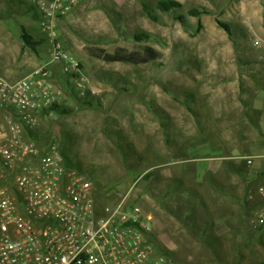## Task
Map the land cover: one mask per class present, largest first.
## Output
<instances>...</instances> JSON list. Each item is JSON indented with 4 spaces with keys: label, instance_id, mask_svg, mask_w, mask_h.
Segmentation results:
<instances>
[{
    "label": "rangeland",
    "instance_id": "374dc122",
    "mask_svg": "<svg viewBox=\"0 0 264 264\" xmlns=\"http://www.w3.org/2000/svg\"><path fill=\"white\" fill-rule=\"evenodd\" d=\"M4 1L10 6L12 3L15 7L21 6L18 1ZM161 1L164 0H87L72 21L59 26L65 48L75 57H83L79 60L87 69L97 94L87 100L95 103L94 106H86L82 98L74 96L72 86L67 89L66 83L63 84L64 77L57 69L60 87L54 89L61 94L60 104L73 111L69 115L52 113L45 117L37 127L38 145L44 148L59 143L68 159L95 183L101 207L124 199L129 204H140L152 218L151 238L164 264H264V239L252 224L262 200L258 196L249 199L259 182L246 183L238 174L221 173L220 179L228 181L229 194L235 196L234 200L229 198L227 209L236 211V215L225 218L224 229H220L215 227L209 214L200 212L198 202L165 198L167 187L173 195L187 198L193 191L190 188L195 186L193 177H185L187 183H182L180 189L175 185L177 182H164L161 169H157L161 162H171L173 165L164 169L170 168L184 180L186 168L180 163L187 158L185 148L192 136L188 131L199 106L206 112L213 107L220 114L228 109L225 106L228 100L233 107L229 108V115L238 116L240 121L236 100L243 93L235 92V86H225V82L229 84L233 82L230 79L237 77L240 60L262 61L252 45L256 37L250 34L252 51L243 53L244 40L237 33L239 27L250 31L244 20L252 17L254 0H244L248 4L245 11L243 0H173L181 6L167 13L158 9ZM30 3L33 4L31 0ZM144 4L158 16V21L145 14ZM191 10L203 14L195 17L190 14ZM219 23L229 25L232 36ZM36 25L39 42L36 57H32V50L27 56L21 54L15 62L18 68H12L14 56L0 55V76L9 72L14 77H4L18 80L46 61L48 38L40 34L39 22ZM138 34H147L150 39L137 42L135 35ZM144 45H152L163 57L135 66L107 63L91 56L87 50L96 46L114 53L118 48L133 51ZM31 57L33 59H29ZM254 77L259 86H264V74L255 72ZM124 81H128L130 91L121 90ZM260 106L264 131V101ZM257 119L255 116L253 121ZM247 128L254 131L253 127L246 125L245 130ZM48 135L51 139L45 140ZM232 142L236 143V138ZM253 149L255 155L264 154V146ZM237 153L241 151L233 152ZM207 165L210 163L203 162L201 168ZM251 171L254 177L253 169ZM146 175L148 177L144 178ZM202 178L211 185L210 175ZM217 185L213 186L218 190ZM249 201L251 206L246 207ZM166 209H198L194 214L198 227H192L197 236L187 227L193 215H189V222H183L177 214L175 217L165 213ZM204 240L214 248L206 246Z\"/></svg>",
    "mask_w": 264,
    "mask_h": 264
},
{
    "label": "built area",
    "instance_id": "2783aa9c",
    "mask_svg": "<svg viewBox=\"0 0 264 264\" xmlns=\"http://www.w3.org/2000/svg\"><path fill=\"white\" fill-rule=\"evenodd\" d=\"M87 0H31L51 60L18 80L0 76V264H164L151 238L152 218L126 199L100 207L97 187L67 167L60 144L41 148L30 132L61 102L53 66L82 99L97 91L82 62L65 48L61 21ZM253 48L264 60V39ZM249 166L256 157L237 156ZM261 206L252 221L264 238V183L254 186Z\"/></svg>",
    "mask_w": 264,
    "mask_h": 264
},
{
    "label": "crops",
    "instance_id": "0c3cea01",
    "mask_svg": "<svg viewBox=\"0 0 264 264\" xmlns=\"http://www.w3.org/2000/svg\"><path fill=\"white\" fill-rule=\"evenodd\" d=\"M14 1L20 2L21 6H19V8L15 7L16 4L12 3L11 8L9 3L5 2L4 0H0V55L1 57H4L6 55H11L12 57L14 56V58H12L13 60L11 61L10 66L12 68H18L15 62L19 61L21 54L27 56L30 54L29 51H31L29 47L25 46L22 40V36L27 34L34 40H38L36 36V24L39 22V16L37 17V14L32 4L30 3V0ZM242 5L243 11H245L248 8L247 2L243 0ZM84 6L85 3L79 5L70 14H68L61 21L60 28L65 22L72 21L76 13ZM10 11L12 12L10 13ZM251 11L252 17L247 16V18L244 20L245 26L249 27L250 29V31H248L249 35L251 34L254 37H260L264 39V0H254ZM39 32L43 37L45 36L41 33V31ZM48 46L49 54H47L46 61L43 64L51 60L52 45L49 41ZM67 50H69L68 47ZM35 54L36 53L33 51L32 57L35 58ZM32 57L29 59H33ZM79 58L83 59V57L81 56H79ZM246 68L253 70L252 72L254 73L257 72L258 74H264V64L252 63L250 66L248 65L246 67L236 68L237 77H233L232 79H230L229 81L233 82H230L229 84L225 82V86H235V92H240V95L241 93H243L240 98H238L237 96V99L239 100H236L239 102H237L236 108L239 107L238 109H240V121H238V116L236 117L229 115L228 112H231L229 108L233 107H230L232 106V102L228 103V100L225 101V106L228 109L222 111L220 114L216 113L213 107L210 108V112H206L205 110L202 111V106H199L198 109L202 112L198 111V109L194 112V122L193 125L189 127L190 130L188 131V133L192 136L188 140V142L190 143H188L189 146L185 148L187 151V158L180 163H183V166L186 168L185 174L183 175L184 180L181 176L176 175L174 172H171L170 168L164 169L165 166H171L173 165V163L161 162L157 166V169H161V176L164 182H177L178 184L175 185H179L180 189V185L182 183H187V177H193L192 182L193 184H195V186L190 188H193V191L189 192V194L187 193V198L182 197V195H173L172 191L168 187L164 193V195L166 194L165 198L176 197V199H179L180 201L190 200L193 202H198L201 206L200 212L203 211L204 213L209 214L211 217V221L213 222V224H215V227H219L220 229L223 228L222 224L225 222V218H227L229 215H236V211L229 212V210L227 209L229 200L227 190L222 191V189L220 188L222 186L229 187L227 180L220 179L221 173L231 174L230 170L227 167L228 161H243L236 159L237 156L256 157L253 164L254 166L252 168L254 177L251 176L250 180L254 182L264 183V154L255 155L253 152L254 147L260 145L264 146V131L262 130L263 109L260 106L264 101V86H259L256 83L255 78H250L245 72ZM86 70L87 69H85V72L87 73ZM52 71L53 75L51 82L53 87L56 89L60 87L58 81L60 77L58 76L59 74L57 73L56 65L53 66ZM8 74L9 75L4 76L8 78H11L13 76L9 72ZM87 75L89 76V74ZM93 79L95 78L93 77ZM247 87H249L250 90H247ZM244 95L247 97L246 99H244ZM208 96L210 97V99H212L211 95ZM194 103L198 102L194 100ZM208 109L209 108L207 107V111ZM255 116H257L258 119L256 121H253V118ZM248 118L250 120H248ZM246 125L253 127L252 129L254 131L248 128L247 130H245ZM198 134L199 136H197ZM235 138L236 143L232 142V139ZM238 151H241V153H237V155L233 154V152ZM201 152L203 153L202 155L200 154ZM203 162L210 163V165H207L208 167L203 169L201 168V163ZM212 163H214V165ZM206 175L211 176V185L207 184L208 182L204 178H202ZM214 183H216V185L218 184V190L215 186H213ZM196 186H198V188H196ZM184 188L187 190L189 189L187 186ZM183 191L184 190H181L182 193ZM169 194L171 195L169 196ZM193 194L195 196H193ZM164 212L175 217H177L175 215L177 214V218H179V221L189 222V215H193L194 218V214L198 212V209H166ZM182 215H187V217H182Z\"/></svg>",
    "mask_w": 264,
    "mask_h": 264
},
{
    "label": "trees",
    "instance_id": "16d2710c",
    "mask_svg": "<svg viewBox=\"0 0 264 264\" xmlns=\"http://www.w3.org/2000/svg\"><path fill=\"white\" fill-rule=\"evenodd\" d=\"M34 10H36V14H37V17L39 16V18L41 17L40 16V13L37 9V7H35L34 5H32ZM181 6V4L179 2H175L173 0H164V1H161L159 2L158 4V9L161 10L162 12L164 13H167V12H170L173 8L175 9H178L179 7ZM143 9H144V12L145 14L151 18L152 20L154 21H158L159 18L158 16L152 14L150 11H149V8L147 5H143ZM190 14L192 16H195V17H198L200 15H202L203 13L198 11V10H191L190 11ZM220 26L225 29L227 31V33L232 36V28L227 25V24H224V23H219ZM237 33L239 34L238 36H240V38H242L244 40V43L242 44V51L243 53H247V52H251L252 49L249 47V42L251 41L252 37H250L249 35V32L243 28V27H239L237 28ZM61 37V35H60ZM147 39H150V36L147 35V34H138V35H135V40L137 42H144L145 40ZM22 40L25 44L26 47H29L32 51H34L35 53L38 52V45H39V42L34 40L31 36L25 34L22 36ZM89 54L95 58H98L100 60H103L107 63H125V64H132V65H135V66H138V65H145V64H149V63H153V62H156L158 60H160L162 57H163V54L157 50L155 47H153L152 45H144V46H140L139 49L137 50H133V51H128L127 49L125 48H118L114 53H109L107 52L105 49H102L100 47H96V46H90L87 48ZM240 60V59H239ZM262 61L261 62H258V61H241L240 60V67H246V66H250L252 63H262L264 64V60L261 59ZM253 70L251 69H248L246 68L245 69V72L246 74L254 79V72H252ZM256 81V79H255ZM66 83V87L68 89V86L71 87V84L69 83L68 79L64 78L63 80V84ZM129 85L128 81H124V83H122V86H121V90H124V91H130L129 88L127 87ZM75 93V92H73ZM74 96H76V93L74 94ZM77 97V96H76ZM85 102V105L86 106H94L95 103H93L92 101H87V99H83ZM73 109L71 107H68V106H64V105H61L60 103L58 104H55L54 106L51 107V109L49 111H47L46 115H50L52 113H56V114H60V115H69L70 113H72ZM164 130H165V134L168 135V130L165 126H163ZM30 136L36 140V142L39 140V135H38V131L37 129L34 130V131H31L30 132ZM45 140L47 139H51V137L48 136H45L44 137ZM168 141V140H167ZM169 142V141H168ZM38 143V142H37ZM63 152V151H62ZM63 155L65 157V162H66V165L68 168L70 169H77L78 171L82 172L80 170V168L75 165L70 159H68V157L65 155V153L63 152ZM228 169L230 170V173L233 174H238L240 176V179L242 181H245L246 183H250L251 182V176H252V171L250 169V166L245 162V161H239V162H236V161H228ZM83 173V172H82ZM87 174V173H86ZM88 175V174H87ZM89 178H91L89 175H88ZM148 177V175H146L144 178ZM222 191H226L227 190V195H228V198H230L231 200L235 199V196L232 195V194H229V191H230V187H225V186H222L221 187ZM193 196H195L193 194ZM99 202V201H98ZM250 202V201H249ZM251 203H247L246 207H249L251 206ZM100 204V203H99ZM195 218V217H194ZM192 217V220H191V225H187V227H189V230L191 231V233H193L195 236H197L196 234V230H194L193 225L196 227L197 226V220L196 218L194 219ZM198 227V226H197ZM257 232H259V234L261 235V238H263V235L261 234V230L257 229ZM202 239L204 238L203 236H201ZM205 242V240H204ZM205 245L210 247L211 249L214 248V246L209 243V242H205ZM241 260H244L243 259V256L240 257Z\"/></svg>",
    "mask_w": 264,
    "mask_h": 264
}]
</instances>
